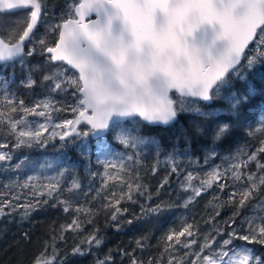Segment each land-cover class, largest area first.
<instances>
[{
    "label": "snow or ice",
    "instance_id": "6c2138e0",
    "mask_svg": "<svg viewBox=\"0 0 264 264\" xmlns=\"http://www.w3.org/2000/svg\"><path fill=\"white\" fill-rule=\"evenodd\" d=\"M23 9L30 11L18 21V27L21 23L23 25L19 34L13 29L8 36H0V62L22 60L35 51L29 48L25 52V42L32 44L36 41L34 30L41 23L42 14L47 16V0H0V13ZM54 18L59 22L50 24L48 30L55 32V43L48 45L44 39L38 40L44 46L43 51L50 54L48 62L57 65L50 74L44 75L43 80L51 82L48 85L51 93H68L74 97V103L60 105L59 101L49 96L26 106L23 100L17 101L7 94V81H4L5 95L0 104L5 107L0 108V124L8 125L9 133L15 136L17 148L31 147L33 143L45 144L57 136L64 140L73 135L87 137L89 132L98 135L110 127H122L121 122L125 120L136 123V118L149 124L167 125L175 121L181 112L207 116L208 113L202 111L198 102L212 101L220 88L230 82V74L240 75L241 68H251L264 61V0H69L61 13L54 14ZM242 61L245 63L242 64ZM70 70L72 74L66 75ZM34 85L35 81L31 79L26 83L27 87ZM239 103L236 100L233 108ZM62 110L74 113V118L53 123L52 113ZM18 111L22 113L21 116L11 115ZM28 117H42L43 122L29 120ZM81 124L88 126V131L79 130ZM50 127L53 129L51 132ZM55 129L64 131L57 132ZM227 131L228 125H221L215 139H220ZM46 132H49L47 137L44 136ZM119 142L132 149L145 143L143 138L133 135L131 131H122ZM6 147L7 144H0V148ZM260 153H264V140L251 153L241 149L235 162L223 171L214 167L205 174V178L199 179L198 185L192 183L198 179L197 176L188 173L185 187L186 190L191 189L193 195L184 207L214 184L222 190L225 184L221 181L231 178L234 182L246 184V187L233 191L229 196L228 202L236 204L230 218L234 223L235 216L264 186V172L258 175L244 171L252 161L256 162L258 170H264V162L257 160ZM10 159L9 153L0 152V161ZM133 159L132 155L127 156V160ZM171 162L172 171L175 172V162ZM108 169L116 171L113 173ZM128 171L123 160L120 163L105 162L103 187H107L108 181H120L127 191L120 193L118 199L105 197L109 203L104 207H115L125 197L132 200L133 189L140 190L139 183L134 185L121 175ZM164 183H167V179ZM45 187L48 189L47 196L52 197L58 191L59 184ZM79 188L80 184L73 181L69 191ZM116 195L115 191L111 193L113 198ZM217 199L213 197V200ZM62 203L64 210L68 211V202ZM9 206L10 202H3L0 217L6 214L4 208ZM209 206L215 211L207 222L218 216L222 207L211 201ZM24 207L35 210V205ZM255 207L264 209V205ZM160 208L157 205L149 211L156 213ZM12 210L15 211V206ZM75 211L79 213L82 209L78 207ZM120 211L116 207L111 219L116 220ZM257 219L260 223L253 226ZM245 223L246 231L233 229L219 244L215 236L208 233L198 251L185 255L194 257L192 264H264V254H257L253 248L246 246L258 244L264 247V216L254 215L247 218ZM64 230L79 231L81 224L73 220L64 226ZM197 230L189 223L179 232H170L166 240L174 243H167L165 251L175 248V245L191 249L197 240L186 239L182 242L180 237L191 238ZM213 230L217 235L222 234L220 229L214 227ZM234 240L246 244L235 245ZM54 242L55 238L51 245L52 254H47L46 245L33 264H53L57 255ZM93 242L97 247L103 243L95 234L86 240L90 246ZM137 244L140 246L139 242ZM73 254L84 255L85 251L77 246ZM98 264L106 262L98 261ZM131 264L143 262L133 258ZM169 264H172L171 259Z\"/></svg>",
    "mask_w": 264,
    "mask_h": 264
},
{
    "label": "trees",
    "instance_id": "16d2710c",
    "mask_svg": "<svg viewBox=\"0 0 264 264\" xmlns=\"http://www.w3.org/2000/svg\"><path fill=\"white\" fill-rule=\"evenodd\" d=\"M21 14L24 15L23 11L0 14L1 36L6 37L7 30L16 27L18 23L15 24V21ZM10 23L13 24L8 26ZM22 27L21 23L15 28L17 34ZM37 56L34 54L31 58H27L28 63L39 64L36 63L39 57ZM19 61L0 65V69L4 66L6 69L13 68ZM41 64L44 65V63ZM13 89H15L14 86ZM16 92L15 99L23 100L24 104L28 105L35 98L34 95L39 92V87L37 84L32 87L20 86L16 88ZM244 97L247 99H243ZM236 100L240 103L233 108ZM198 103L202 111L208 113L207 116L180 113L179 120L167 128L149 126L138 119L136 123L129 120L122 123L120 128H112L110 133L100 140H93L91 135H88L91 145V150L88 151L69 145V140L75 135L67 137L66 140H57L46 147L14 148L18 155L44 158L46 161L45 164L39 163L15 174L14 181L21 182L29 173L35 175L36 179L32 183L37 188V193L30 195L28 204L35 205V210L29 208L22 215L25 218H19L17 213L6 209L9 214L5 215L7 217L4 223L6 231L0 232V264H33L35 257L45 250L46 245L48 246L47 254H52L53 238H55L54 247L57 252L53 264H98V261H105L106 264H131L133 258L143 264H149V261L151 264H167L168 251H165V246L173 241L168 242L166 237L170 233L171 224L178 223V216H175L176 212L173 208L177 207L176 184L184 178L183 170L179 172L176 167L175 173L171 167L165 168L162 163L159 164L153 159L150 160V165H146V171L140 178H137L133 171L121 173L126 180L134 185L139 183L148 191L146 198L150 197V205L155 206L157 202H161L162 207H166L168 214L165 212L164 218L159 216L157 219H149L148 212L139 211L143 208L140 201H131L126 197L115 207H104L109 203V199L119 198L122 193V184L120 181H108L106 188L99 192L93 191L92 180L98 182V178L103 177L105 172V164L101 160L103 154L96 149V146L107 143L106 155L108 157L114 155L113 161L120 163L121 159L111 150L114 151L119 147L114 139V130H121L131 131L133 135L153 140L159 154L162 153L163 157L172 156L182 160L181 165L190 161L200 164L204 162L226 164L228 158L231 159L238 150L247 149L248 153L255 151L259 148L261 140H264V123H261L264 119V61L251 68H241L240 75L230 74V82L220 88L211 104ZM14 114L19 115L20 112ZM225 124L228 125V131L220 139H215V133L221 125ZM80 129L88 131V128L83 125L79 127ZM2 132L4 133V129L0 124V144L12 142L10 137ZM8 146L11 147V145ZM257 160L264 162V153H260ZM154 168L158 178L152 175L155 172ZM110 171H116V169H110ZM244 171L256 172L258 175L264 172L256 168L255 161L250 162ZM165 179L167 183H164ZM73 181L78 182L80 188L70 192ZM54 183L59 184V189L52 197H48V189L45 186ZM113 191L117 194L115 198L111 197ZM42 192L45 194L40 195ZM263 196L264 186H261L253 197L256 200ZM45 200L47 203H37ZM62 201L68 202V211L64 210L65 205ZM78 207L82 209L79 213L75 211ZM116 207L124 211L123 219L118 213L116 220L111 219ZM144 207L146 210L148 205ZM89 209L91 212H88ZM73 220H78L81 230L65 231L64 226L71 224ZM93 234L103 241L98 247L95 246V242L92 246L86 243ZM77 246L85 251L84 255L73 254V249ZM103 253H106V256L101 258ZM107 257L110 259L106 260Z\"/></svg>",
    "mask_w": 264,
    "mask_h": 264
},
{
    "label": "rangeland",
    "instance_id": "374dc122",
    "mask_svg": "<svg viewBox=\"0 0 264 264\" xmlns=\"http://www.w3.org/2000/svg\"><path fill=\"white\" fill-rule=\"evenodd\" d=\"M68 2L69 0H47V16L43 15L41 25L39 26V29L34 33L36 37V41H34L32 44L28 43V48H34L35 54L39 56V57L37 56L38 60L36 61V63L39 64H35V63L29 64L28 63L29 59H27V57H24L17 64H15L17 66L14 65V67L10 69H6V66H4L2 69H0V100H2L3 96L5 95L4 81H7V85H6L7 94L16 98L17 96L16 88L20 86H26L27 81L31 79L34 80L35 84L38 85L39 92L37 93V95L36 94L34 95L35 98L32 100V102L26 106H31L35 102L49 96L54 100L59 101L60 105L66 106L68 104L74 103V97H72L68 93L59 94V93H51L49 91L48 85L51 82L50 81L45 82L43 80V77L46 74H50L57 67V65L48 62V55H46L45 52L43 51L44 46L38 43V40L41 38L44 39L46 41V44L48 45L55 43L56 34L55 32L49 31L48 26L50 24H55L59 22L58 19L54 18V14L58 15L59 13H61ZM23 13L24 15L21 14L20 17L17 18V21H15V24L18 23L19 19L23 17L25 18L28 12H23ZM12 24L13 23H10L8 26H11ZM16 27L7 30L8 32L7 36L9 32L15 29ZM41 63H44V65ZM15 70H17L16 73H13ZM32 73L35 75V78L34 75H32ZM71 74H72L71 70L68 73H66V75H71ZM13 86L15 87V89H13ZM4 107H5L4 104H0V108H4ZM199 107L201 108L200 104ZM181 113H191V112H181ZM11 115L13 117H19L22 115V113H20L19 115H15L14 113H12ZM74 116H75L74 113L65 110L52 113L53 123H60L65 119H73ZM28 119L39 120L43 122L42 117H28ZM261 123L262 124L264 123V119H262ZM2 127L4 129V133L3 132L2 133L7 137H10L9 139H11L12 142H3V144L11 145V147L8 146L6 148H0V152L9 153L11 155L10 160L0 161V206L3 205V202L8 201L10 202V206L5 207L4 212L6 214H9V212H6V209H9L11 212L17 213L19 218H25L22 216L25 214V211L27 210L24 207V205L29 204L31 194L37 193V188L32 183V181L35 180L36 178L35 175H31L29 173L25 178V180L24 181L22 180L23 182L14 181L16 180L15 174L17 172L28 170V168L33 167V165H37L39 163L45 164L46 159L30 158L27 156L18 155L17 151H14L15 150L14 148H17L15 146L16 139L14 134L9 133L7 124H2ZM52 130L53 129L50 127L49 132H51ZM55 130L57 132L64 131V129H55ZM80 130L86 131L85 129H80ZM114 131H115L114 139L115 141H117V145L119 147L115 148L114 151L111 150V152L115 153L121 160H123L125 163V167L129 169V172L133 171L137 178H140L143 175V173L146 171V165H150V160L153 159L156 160L157 163L159 164L162 163V165L165 168L171 167V169L173 167L171 161H174L175 167H178L179 172L183 170L184 178L181 179L176 184V188L178 189V196L175 198L177 200V207L173 208V211L176 212L175 216H178L177 217L178 223L171 224L169 231L179 232L185 224H189V223L193 224L194 227L198 229L196 231V234L191 238L185 236V237H180V239L182 242L185 241L186 239H196L197 243L192 245L191 249L181 247V245H175V248H171V250L167 252V256H166L167 264H169L170 259L172 260V264H192V260L194 257L192 255L186 256L185 253L198 251L201 244L203 243L205 235L211 233L212 236H215L217 244H219L220 241L228 237L229 233L233 229H236L238 232L246 231L247 224L245 223V221L247 218L252 217L254 215L257 217L264 216V209L255 207L256 205H264V196L256 200L255 197H253L246 204V206L240 210L239 215L235 216V222L234 223L231 222L230 218L233 216V212L235 211L236 204L234 202L233 203L228 202L229 196L233 191H237L238 189H242L246 187L245 183L234 182L231 178L227 179L226 181L224 180L221 181V183L225 184V187L222 190L216 184H214L211 189H208L206 192H203L199 197H195L192 203H189L187 207H184L185 202L188 200L190 196L193 195L191 189L186 190L185 187L187 174L193 173L195 176H197L198 179L193 180L192 183L194 185H198L199 179L205 178V174L211 171L214 167H217L221 171H223L231 163L235 162V157L237 155H240V150L236 151V154H234V156L231 157V159L229 157L226 164L225 163L210 164L205 162L200 164L199 162L196 161H190L188 163H185L184 165H181L182 160H177L172 156L163 157L162 153L159 154L157 152L158 150L156 147V143L153 140L149 138H143L145 143L140 145L137 149H132L125 147L119 142V136L122 131L121 130H114ZM49 132L44 133V136L47 137L49 135ZM90 134L91 132H89V136ZM57 140L59 141L61 140L59 136L49 139L45 144L33 143L31 147H37V148L46 147L48 144H53ZM69 141H68L69 145H75L78 147L79 150L82 151L91 150V145H90V141L88 140V136L87 137L74 136ZM106 144L107 143L99 144L98 146H96V149L102 152L103 154L101 160H103L102 162L104 164L106 161H113L115 159L114 155L111 157H108L106 155V151H107L105 147ZM244 150L248 152L247 149ZM128 155H132L134 159L131 161L127 160ZM241 158L244 157L241 156ZM108 171L113 173L115 172V171H110V169H108ZM152 175L158 178L156 171L153 172ZM131 179L136 180L134 179V177H131ZM92 184H93L92 188L94 189L93 190L94 192L101 191L104 188L103 187L104 176L99 177L98 182L97 180L96 182L92 180ZM20 186H22L23 189H21L22 187ZM31 188H33L32 191ZM126 191H127L126 186L122 185V192H126ZM133 191L134 193H132L131 201L138 200L141 202V206L143 208L139 210L140 212H148L149 219H157L159 216L163 218L165 217V212L167 213L166 207H162L161 202H157L155 206L150 205V199L146 198V192L148 193V191L142 185L139 191L135 190V188L133 189ZM141 192H143L142 195L140 194ZM214 196L218 197V199L213 200ZM236 199L238 200V197ZM210 201L213 204H221L222 207L219 208V215L214 216V219H212L211 222H207L209 217L214 215V211H215V209L212 206H209ZM145 205L146 206L148 205V208L146 210H144ZM157 205L161 206L158 212L153 213L149 211V209L151 208H156ZM13 206H15V211L12 210ZM124 214L125 213L123 210H121L118 213V215L121 216L120 217L121 219H123L122 216ZM5 215L0 217L1 233H4L6 231V229L4 228V223L7 220V217ZM256 223H260V221L258 219L255 220L253 222V226H255ZM214 227L220 229L222 234L217 235L216 232L213 230ZM233 243L235 245L246 244V242L240 240H234ZM246 246L253 248L257 252V254H264V247L258 244L246 245ZM213 247H216V245H213ZM105 256L106 253L101 254V258H104Z\"/></svg>",
    "mask_w": 264,
    "mask_h": 264
},
{
    "label": "water",
    "instance_id": "95a60500",
    "mask_svg": "<svg viewBox=\"0 0 264 264\" xmlns=\"http://www.w3.org/2000/svg\"><path fill=\"white\" fill-rule=\"evenodd\" d=\"M25 10H29V9H23V10H17V11H6V12L0 13V14L14 13V12H20V11H25ZM92 18L94 19L95 16L93 15ZM39 25H40V23L38 24L37 28L34 30V33L37 31ZM0 36H1V34H0ZM27 42H28V41L25 42V45H26ZM25 52H26V46H25ZM33 54H34V53H33ZM45 54L48 55V56L50 55V54H48V53H46V52H45ZM32 56H33V55H31V56H24V57L31 58ZM24 57H23V58H24ZM18 60H20V59H18ZM18 60H16V61H18ZM16 61L6 62V63H5V62H0V65H4V64H13V63H15ZM200 102H203V103H206V104H211V103L213 102V100L210 101V102H204V101H200ZM136 119H139V118H136ZM178 120H179V114H178V116H177V118H176L175 121H173V122H171L170 124H167V125H164V124H149V123L144 122V121H142V122H143L144 124H147V125H150V126H157V127L167 128V127L173 125L174 123H176ZM126 121H128V120L122 121L121 123H124V122H126ZM82 125L85 126L86 128H88V126H86V125H84V124H81L80 126H82ZM80 126H79V127H80ZM111 129H112V127H110L108 131H106V132H102V133H100V134H98V135H93V134L91 133V134H90V135H91V138H92L93 140H100V139L104 138L105 136H107V135L110 133Z\"/></svg>",
    "mask_w": 264,
    "mask_h": 264
},
{
    "label": "flooded vegetation",
    "instance_id": "af4514ba",
    "mask_svg": "<svg viewBox=\"0 0 264 264\" xmlns=\"http://www.w3.org/2000/svg\"><path fill=\"white\" fill-rule=\"evenodd\" d=\"M29 11H30V10H25V11H23V12H29ZM20 12H21V11H20ZM42 17H43V14H42ZM40 25H41V23H40ZM40 25H39V26H40ZM38 29H39V27H38ZM38 29H37V30H38ZM28 50H29V48H28V42H27V43H26V52H27ZM34 54H35V52H34ZM34 54H33V55H34Z\"/></svg>",
    "mask_w": 264,
    "mask_h": 264
},
{
    "label": "bare ground",
    "instance_id": "6f19581e",
    "mask_svg": "<svg viewBox=\"0 0 264 264\" xmlns=\"http://www.w3.org/2000/svg\"><path fill=\"white\" fill-rule=\"evenodd\" d=\"M139 120V119H138ZM129 121V120H128ZM141 121V120H140ZM127 122V121H126ZM142 122V121H141ZM125 123V122H124ZM147 125V124H146ZM150 126V125H149ZM155 127H157V126H155Z\"/></svg>",
    "mask_w": 264,
    "mask_h": 264
}]
</instances>
